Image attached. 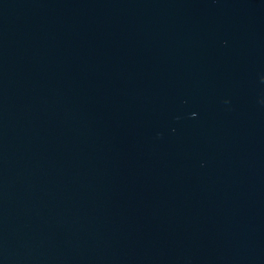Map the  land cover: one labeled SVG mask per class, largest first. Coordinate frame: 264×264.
Here are the masks:
<instances>
[{"label":"water","instance_id":"obj_1","mask_svg":"<svg viewBox=\"0 0 264 264\" xmlns=\"http://www.w3.org/2000/svg\"><path fill=\"white\" fill-rule=\"evenodd\" d=\"M0 264H264V0H0Z\"/></svg>","mask_w":264,"mask_h":264}]
</instances>
